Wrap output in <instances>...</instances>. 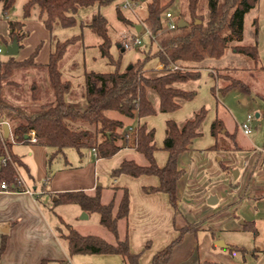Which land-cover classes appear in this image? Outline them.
<instances>
[{
	"label": "trees",
	"instance_id": "1",
	"mask_svg": "<svg viewBox=\"0 0 264 264\" xmlns=\"http://www.w3.org/2000/svg\"><path fill=\"white\" fill-rule=\"evenodd\" d=\"M114 0H26L22 6V19L31 17L32 11L38 8V19L42 26L50 33L56 29H71L77 25L87 27L92 33L101 38L99 46L101 55L115 65L110 73L89 72L84 74L82 98L85 108L79 109L73 103L66 102V96L71 90L69 82L63 80L61 62L67 50L80 42V35L64 41L53 40L52 50L48 62L43 66L35 64V58L41 47L37 45L33 52L21 61L15 57H8L0 63V121L8 123L11 138L0 140V183L4 181L9 188L20 190L17 181V168L22 166L21 161L11 153L13 143L29 142L25 135L28 131L35 133L36 145L54 149V155L63 154L67 149L77 152L94 150L97 158H110L115 155L124 143L131 141L135 149L147 160V165L141 166L134 161L123 160L111 170L110 176L115 179L125 174L130 177L142 175L155 176L159 180L157 187L144 188L146 192H161L168 196L169 203L175 212L178 211L176 194L177 182L183 171L177 168V158L184 153L194 139L200 136V126L206 116V109L202 108L192 119L179 126L173 121L166 122L163 150L168 153L164 167H159L154 160V132L145 125L135 129L134 133L125 136L122 134L123 123L107 117L108 112H116L123 117L140 118L156 114L148 91H153L159 102L160 113L173 112L180 106L179 100H191L195 92H186L177 88L178 84L198 80L200 69L206 68V63L220 60L227 48L234 54L242 55L252 60L254 69L259 66L260 59L257 51V20H252L253 44H239L243 38V24L247 13L253 10L258 0H179V14L174 18L175 28L170 29L165 19V11L174 0L163 4L162 0H131L132 2L146 3V15L143 18V27L148 32V48L143 50L144 57L136 63L119 71L118 61H113L110 55L111 41L108 36L107 21L100 13H94L89 23L83 24L79 15L92 8H100ZM15 0H0L1 12L9 13ZM172 15V14H171ZM117 19L125 26L131 23L122 17L116 8ZM183 20L185 27L179 28L178 23ZM135 30V29H134ZM9 43L16 41L19 48L25 38L23 24L18 20L8 22ZM139 32V31H138ZM235 43L234 45H232ZM139 48V47H137ZM151 59H157L162 69L156 72L145 69ZM34 67L43 69L47 74V84L52 94L49 100L39 106L35 105L38 97V86L30 88V100L35 108L30 110L8 103L3 95L2 88L13 85L10 78L17 71ZM150 73V75H147ZM226 77L228 85L218 89V94L224 95L238 86L246 85L230 76ZM214 93H216L214 91ZM210 133L215 140L212 150L240 151L235 142L236 132L228 133L223 122L216 118L210 126ZM9 156V160L3 159ZM51 155L48 160L51 159ZM122 192L117 209L112 198L104 204L100 200L101 188L96 187L92 194L83 191L62 192L55 195V205H76L86 214L98 215V224L106 229L114 238L111 244L94 235H81L73 227L61 221L65 233L61 228L57 231L67 242L69 256L75 255H116L124 264H138L141 253L133 254L129 250L128 236L122 239L118 236L117 225L125 220L129 214V194L127 189H114ZM199 223H188L178 230L177 238L164 249L157 252L151 264H168L172 251L178 245L183 235L198 229ZM256 234L253 226H250ZM6 246L3 235L0 243V256ZM227 249L232 247L227 246ZM40 264H47L43 260ZM202 264H213L204 262Z\"/></svg>",
	"mask_w": 264,
	"mask_h": 264
},
{
	"label": "crops",
	"instance_id": "2",
	"mask_svg": "<svg viewBox=\"0 0 264 264\" xmlns=\"http://www.w3.org/2000/svg\"><path fill=\"white\" fill-rule=\"evenodd\" d=\"M130 10V8H127L123 12L126 13L129 20H132L134 16ZM38 12L39 10L36 8L32 11L29 19L19 20L23 24V31L26 33L21 42V47L26 45V48H19L16 60L26 59L34 48L41 44L34 61L36 65L43 66L48 62L53 40L64 41L66 39L63 40L57 36L63 30L61 28L56 29L53 38H51L50 33L39 21ZM94 13H100L105 19L110 15L109 10L104 7L92 8L90 11L80 13L81 18L84 14V22L80 20V17L79 20L83 24L89 23L90 14L93 15ZM113 14L120 23L121 30L120 35L115 34L112 38L107 23L108 36L111 41L109 52L113 61H118V68L121 72L144 57L142 51L147 50L149 42L148 39L144 40L139 48H133L136 50L135 52H133V49L123 50V43L136 37V35L135 32L132 33L129 27L117 19L115 6ZM247 15L249 16L248 36L246 37L245 33L244 18L242 41L244 42L245 38H247L248 43L251 39L253 40L252 20L256 18L257 51L260 59L259 66L262 69L255 70L251 59L234 54L227 48L224 56L227 55V52H229L228 54L231 52L233 58L247 62L249 68L222 67L218 65L221 59L206 63V68L199 70L200 77L198 80L177 85V88L183 91L195 92L191 100H179L180 106L177 110L160 113L158 111V97L153 91L149 90L147 93L148 98L157 111L156 114L143 118L138 116L126 118L116 112L106 114L108 118L123 123L122 134L128 128L136 129L142 125H145L148 130H153L154 145L156 147L154 160L159 167H164L168 158V153L163 150L166 122L173 121L181 126L192 119L202 108H207L206 116L199 129L200 136L194 139L189 148L177 158V168L183 171L176 187L178 211L175 212L171 207L166 194L161 192L150 193L144 190V188L159 185V180L155 176L130 177L122 174L115 179L111 178V170L123 160L134 161L141 166L147 165V160L135 149L131 141L127 144L124 143L125 140L119 141L123 145L122 148L110 158H97L94 150L87 149L82 150L80 153L73 149H67L63 154L54 155V149L39 146L35 143H13L11 153L22 163V166L17 168V176L21 179L22 184L20 190L11 188H9V191L0 190V243L3 235L6 238V246L0 256V264H40L43 260L47 261V264H72V257L67 252V242L57 231V210L60 206L55 205L54 202L56 200L55 195L62 192L83 191L92 194L96 187H100L101 202L106 204L114 198L115 211L120 195L114 189H127L130 199L129 214L127 219L118 222V236L122 239L127 235L130 252L133 254L141 253L138 264H151L153 256L177 238L179 229L188 223H199L200 225L201 222L215 212V206L220 202V197L215 195L216 190H220L222 187H231L232 178L230 180L224 173L225 167L221 169L223 174L214 169L212 159L213 156L222 153H225L228 159L231 152L234 151L212 150L215 140L210 133L211 123L216 118L222 121V115L226 114L225 108L217 101V91L224 87L226 83L223 80H221L222 83H220V80H216L209 70V66L225 70L229 75L231 74L243 83L242 78H237L234 75L242 73V71L251 74L264 72L261 71L264 70V0H258L256 7ZM4 20L5 18L0 20V33L3 35L0 36L8 41V22L6 24ZM135 26L132 27L135 29ZM74 28L78 29L79 27L77 25ZM142 28L144 27L141 25L140 30ZM80 29L77 34L81 38L77 53L70 54L66 58L69 48L63 57L64 66L61 69L62 78L69 82L71 89L70 80L77 78L81 82L80 84H83L85 73H110L115 70V65L101 55L99 49L102 42L101 38L92 33L87 27ZM20 52L22 53L20 54ZM145 69H153L159 72L162 69V64L157 59H151L146 63ZM65 71H67V78L65 77ZM149 74L147 73V75ZM245 85L248 86V84ZM71 92L72 90L66 96V102L69 104H73L78 99ZM81 92L83 93L82 90ZM41 93L47 97V94L50 93L49 88ZM80 97L83 99L81 95ZM224 127L228 133H233V129ZM9 137L12 139L11 135ZM237 146L244 149L241 145ZM236 152L241 155L245 154L243 150ZM51 155L53 156L48 160ZM251 155L253 156L254 152H251ZM245 161L249 163V160L245 159ZM225 163L231 165V168L226 166L231 172L235 166H232L233 164H230L229 160H226ZM23 190H30L33 195H29ZM211 195L217 198L215 205L207 203ZM242 195L241 190L235 187L234 192L229 197H224L221 200V204L225 206V204L234 203L237 201L236 197L240 199ZM76 207L78 208L76 214L83 212L78 206ZM89 215L87 214V216ZM101 228L103 235H105L104 239L110 238L109 243H115L113 236L106 229ZM191 236V233L183 235L182 242L174 247L168 264H200L198 256H192L196 250V246H193L196 242ZM121 262V264H124L122 259Z\"/></svg>",
	"mask_w": 264,
	"mask_h": 264
},
{
	"label": "rangeland",
	"instance_id": "3",
	"mask_svg": "<svg viewBox=\"0 0 264 264\" xmlns=\"http://www.w3.org/2000/svg\"><path fill=\"white\" fill-rule=\"evenodd\" d=\"M123 1L124 0H114L110 4L103 6L106 10H109L110 15L106 20L109 24L112 38L115 34L120 35L121 30L120 23L116 20V17L113 14L115 6L118 8L122 17L131 23L127 26L130 31L132 33L135 32L136 37L141 38L144 43V40L148 39V32L146 29L142 28L139 32H136L132 26H141L143 24V18L146 15V3L133 2L129 8L131 9L130 11L134 16V19L129 20L126 13L123 12L124 9L121 8V3ZM25 2L26 0H15L12 9L6 14L1 12L0 5V16L5 18L4 23L7 24V22L11 20H23L22 6ZM162 3L168 4L169 0H162ZM179 6H181L179 0H174L173 4L166 8L165 11H169L172 14V19H176L179 14ZM90 10L92 9H89V11ZM90 15L88 22L92 17V14ZM83 17L84 14L82 15V18L80 17V20L84 22L83 19L85 17ZM248 21L249 16L247 15L245 17L246 37L248 36ZM79 29L80 27L78 29H63L61 33L57 34V36L63 40L68 39L77 35L81 30ZM0 35L2 34L0 33ZM253 40L251 39L249 41L250 43H248L247 38H245L244 42L241 41L239 44L250 45L253 44ZM9 44V40L5 41L4 38L0 36V63L5 62L8 59L6 48ZM234 44L235 43L232 45ZM79 46L80 43L78 42L70 47L69 53L65 57L67 58L70 54L73 55L74 53H77ZM24 48H26V45L21 47V49ZM135 51L136 50L133 49V52ZM21 53L22 52H20V54ZM228 53L229 52H227L226 56L221 58L218 65H221L222 67L232 66L234 68H249L247 62L239 61L231 56V52L230 54ZM63 66L64 62L62 60L61 69ZM209 70L212 72L216 80H220V83H222L221 80H223L226 83L225 86L228 85V81L225 80L226 77L224 76L234 78L231 74L229 75L222 69L209 66ZM66 72L67 71H65V77L67 78ZM259 73L260 74H251L246 71L237 73L234 76L240 79L242 78L244 83L248 84V86H246V88L238 86L224 95H217V101L225 108L227 114L222 115V122L226 128L233 129V132H236L235 142L237 145L243 146L242 148L244 149L242 150L245 154L241 155L239 152L234 151L231 152L228 159L225 153L219 154L218 156L216 155L215 157L213 156L212 162L214 169H217L223 174L221 169H224L225 167L224 173L230 178V180L232 178V186L229 188L222 187L220 190H216L215 195L220 197V202L215 206V212L205 221L201 222L198 229L191 233L192 239L196 242L194 245L192 244L193 246H196V250L192 256H198L200 264L204 262L213 264H264V72ZM46 77V72L40 68L29 67L17 71L10 78L13 85L4 86L2 88V95L8 103L32 110L35 108V105L39 106L52 100L50 89V93L47 94V97L41 93L49 88ZM70 82L72 84V92L78 97L77 101L74 103H76L79 109L83 110L85 108V101L80 97V95L82 96L81 90L83 91V84H80L81 82L77 78L70 80ZM33 84L38 86V103L36 102L35 105L30 100V88ZM71 96L73 95L71 94ZM248 115L253 117L249 123L251 134L244 135L241 130V124L247 120ZM256 115H258V117H256ZM251 152H254L253 156L251 155ZM7 158H9L8 154ZM245 159L249 160L247 166L244 165ZM226 160H229L231 162L230 164L235 166L232 168V171L236 170L238 171V174H240L237 179H233L232 171L230 172V169L226 168V166H230L231 168V165H226ZM235 187L241 190V193H243L242 197H240V199L236 197L237 201L234 203L225 204V206L222 205L221 200L224 197H229L230 194L234 192ZM118 194L121 198L122 192L118 191ZM59 206L60 208L57 210V219L58 227L61 228L62 233H65L66 231L61 225V221L73 227L81 235H94L101 237L102 239L105 238L102 228L98 225L97 214L92 213L87 219H81L82 213L76 214V211H78L76 206ZM250 226H253L256 234H253ZM109 239L110 238L104 240L109 243ZM218 241H222L225 245L232 247V249H222L217 247L215 243ZM121 263V258L116 255L108 256L94 254L72 256V264Z\"/></svg>",
	"mask_w": 264,
	"mask_h": 264
},
{
	"label": "built area",
	"instance_id": "4",
	"mask_svg": "<svg viewBox=\"0 0 264 264\" xmlns=\"http://www.w3.org/2000/svg\"><path fill=\"white\" fill-rule=\"evenodd\" d=\"M132 3L133 2L131 0H124L121 3V8L122 9H125V8L127 9V8L131 7ZM165 19H166L167 25H168V27L170 29L175 28L176 23L172 19L171 13H166L165 14ZM0 20H3L2 16H0ZM141 45H142L141 38L134 37V38H131V39L127 40L126 42H124L123 45H122V48H123V50H129V49H133V48H136V47H140ZM252 119H253V117L251 115H248L247 116V120L244 123L241 124V130H242V133L244 135H250L251 134V127H250L249 123H250V121ZM3 123H6V122L0 121V140L1 141L3 140V130H2ZM134 132H135L134 128H132V127L128 128L127 129V133L125 134V136L128 137L129 134L134 133ZM10 135H11V132L9 133V136ZM25 137H27L29 142H31V143H35L37 141L35 133L33 131H28L26 133ZM5 160H9V158L3 159L2 160L3 164H5ZM244 165L247 166L248 162L245 161ZM17 181H18V183L20 185L22 184V181H21V179L19 177L17 178ZM0 190L9 191L10 189H9V186L4 181H2L0 183ZM23 192H25V193H27L29 195H33V192L30 191V190H23Z\"/></svg>",
	"mask_w": 264,
	"mask_h": 264
},
{
	"label": "water",
	"instance_id": "5",
	"mask_svg": "<svg viewBox=\"0 0 264 264\" xmlns=\"http://www.w3.org/2000/svg\"><path fill=\"white\" fill-rule=\"evenodd\" d=\"M140 1H143V0H140ZM186 25H187V23L185 21H183V20H180L179 23H178V27L179 28L185 27ZM135 29L138 32L140 30V26L136 25ZM18 50H19V46L16 43V41L14 40L7 46L6 55L8 57H15L18 54ZM256 116H258V115H256ZM2 130H3V138L7 139L9 137V133H10V129H9L8 123H3ZM232 176H233V179H237L238 171H236V170L232 171ZM207 203L209 205H215L217 203V198L215 196H210L208 198V200H207ZM87 218H88L87 214L85 212H82L81 219H87ZM215 245L220 247V248H223V249L227 248V245H225L222 241L216 242Z\"/></svg>",
	"mask_w": 264,
	"mask_h": 264
}]
</instances>
